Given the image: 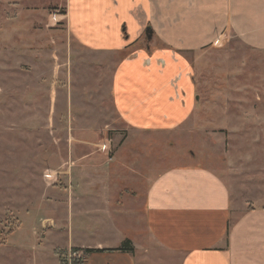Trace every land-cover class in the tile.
I'll use <instances>...</instances> for the list:
<instances>
[{
    "label": "rangeland",
    "instance_id": "rangeland-1",
    "mask_svg": "<svg viewBox=\"0 0 264 264\" xmlns=\"http://www.w3.org/2000/svg\"><path fill=\"white\" fill-rule=\"evenodd\" d=\"M65 7L0 0V264H80L73 245L109 232L100 214H86L80 190L91 178L141 195L148 176L197 164L237 202L264 206V50L230 37L190 59L194 113L172 132L142 135L115 117L107 59L67 32ZM104 141L109 150H98Z\"/></svg>",
    "mask_w": 264,
    "mask_h": 264
},
{
    "label": "crops",
    "instance_id": "crops-1",
    "mask_svg": "<svg viewBox=\"0 0 264 264\" xmlns=\"http://www.w3.org/2000/svg\"><path fill=\"white\" fill-rule=\"evenodd\" d=\"M64 17L81 47L106 57L117 120L147 136L172 132L194 113L190 59L230 37L264 50V0H67ZM146 180L141 195L108 177L81 184L91 200L86 214H100L109 232L73 245L91 249L80 264H264V206L237 202L219 175L197 164ZM75 192L71 199L81 196ZM126 240L132 251L109 250Z\"/></svg>",
    "mask_w": 264,
    "mask_h": 264
},
{
    "label": "built area",
    "instance_id": "built-area-1",
    "mask_svg": "<svg viewBox=\"0 0 264 264\" xmlns=\"http://www.w3.org/2000/svg\"><path fill=\"white\" fill-rule=\"evenodd\" d=\"M52 19H53L54 21H56V15H53V16H52ZM97 148H98V150H100V151H103V150H105L106 148H107V149H106L105 151H108V150H109V148H108V144H107L105 141L102 142V143H98V144H97ZM45 176H46L47 178H50V177H53L54 174L47 173V174H45ZM80 254H81L80 251H74V252L71 253L70 257H79Z\"/></svg>",
    "mask_w": 264,
    "mask_h": 264
},
{
    "label": "trees",
    "instance_id": "trees-1",
    "mask_svg": "<svg viewBox=\"0 0 264 264\" xmlns=\"http://www.w3.org/2000/svg\"><path fill=\"white\" fill-rule=\"evenodd\" d=\"M72 250L73 251H77L78 249L77 248H73ZM109 250L132 251V247H131L130 241L126 240V241L122 242L120 247H118L116 249H109ZM83 251L89 252V251H91V249H83Z\"/></svg>",
    "mask_w": 264,
    "mask_h": 264
}]
</instances>
